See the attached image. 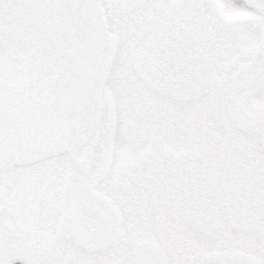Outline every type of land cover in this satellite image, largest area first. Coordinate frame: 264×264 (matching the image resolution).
Returning a JSON list of instances; mask_svg holds the SVG:
<instances>
[{
    "label": "snow or ice",
    "instance_id": "1",
    "mask_svg": "<svg viewBox=\"0 0 264 264\" xmlns=\"http://www.w3.org/2000/svg\"><path fill=\"white\" fill-rule=\"evenodd\" d=\"M264 264V0H0V264Z\"/></svg>",
    "mask_w": 264,
    "mask_h": 264
},
{
    "label": "flooded vegetation",
    "instance_id": "2",
    "mask_svg": "<svg viewBox=\"0 0 264 264\" xmlns=\"http://www.w3.org/2000/svg\"><path fill=\"white\" fill-rule=\"evenodd\" d=\"M20 259H21V258H17V259H14L13 261H17V262H19V261H20ZM20 263L24 264V260H23V259H21V262H20Z\"/></svg>",
    "mask_w": 264,
    "mask_h": 264
}]
</instances>
